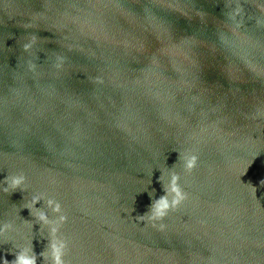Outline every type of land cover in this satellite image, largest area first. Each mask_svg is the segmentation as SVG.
Instances as JSON below:
<instances>
[{
	"label": "water",
	"instance_id": "1",
	"mask_svg": "<svg viewBox=\"0 0 264 264\" xmlns=\"http://www.w3.org/2000/svg\"><path fill=\"white\" fill-rule=\"evenodd\" d=\"M61 215L63 264H264V0H0V258Z\"/></svg>",
	"mask_w": 264,
	"mask_h": 264
},
{
	"label": "clouds",
	"instance_id": "2",
	"mask_svg": "<svg viewBox=\"0 0 264 264\" xmlns=\"http://www.w3.org/2000/svg\"><path fill=\"white\" fill-rule=\"evenodd\" d=\"M28 46H25L27 50ZM196 156L191 155L183 158V168L187 171H191L196 164ZM23 183L22 177H15L9 182V187L16 189L21 186ZM7 191V189H5ZM168 195L165 198H161L158 201H155L149 212L145 216L139 217L141 222H147L153 227L159 225L163 229L164 225L162 221L166 218L170 211L175 210L182 201L186 198V195L182 193V190L179 185V177L172 175L169 186H168ZM37 201L34 200L33 204ZM50 207H54V210L59 213L60 206L54 202H49ZM38 220L42 223H47V218L43 214H38ZM64 222V217L61 215L56 227L52 229L53 241L49 246L48 256L50 258V264H63L62 261V250L66 247L65 243L59 239H56V233L59 230L60 225ZM7 231V226L0 229V237H4ZM13 255L14 259L9 261L4 258H0V264H36L37 257L32 252L30 248H23L16 253H10Z\"/></svg>",
	"mask_w": 264,
	"mask_h": 264
}]
</instances>
